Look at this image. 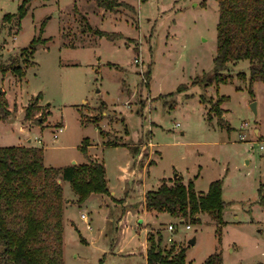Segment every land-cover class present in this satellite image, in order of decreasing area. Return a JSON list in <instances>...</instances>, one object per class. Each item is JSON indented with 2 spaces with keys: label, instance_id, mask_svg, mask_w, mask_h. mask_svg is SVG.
<instances>
[{
  "label": "rangeland",
  "instance_id": "1",
  "mask_svg": "<svg viewBox=\"0 0 264 264\" xmlns=\"http://www.w3.org/2000/svg\"><path fill=\"white\" fill-rule=\"evenodd\" d=\"M22 1L0 0V64L23 70L0 72V90L13 112L8 122L0 119V146L44 148L45 164L60 168L87 162L86 139L116 195L99 199L115 206L106 220L105 202L81 203L61 180L68 209L64 264H148L150 235L163 237L164 252L184 248L188 264H203L216 252L224 264H264V82L253 83L252 95L244 60L228 65L226 81L202 85L214 72L218 0H112L107 8L98 0H30L19 29L16 17L5 15L18 13ZM138 54L142 65L135 63ZM182 84L189 89L179 91ZM32 102L41 111L24 121ZM147 141L153 164L143 170V191L163 177L182 175L199 192L221 179L224 225L207 213L192 223L165 211H141L130 216L122 243L110 249L107 223L121 214L117 201L124 194L122 168L132 164L129 146Z\"/></svg>",
  "mask_w": 264,
  "mask_h": 264
},
{
  "label": "trees",
  "instance_id": "2",
  "mask_svg": "<svg viewBox=\"0 0 264 264\" xmlns=\"http://www.w3.org/2000/svg\"><path fill=\"white\" fill-rule=\"evenodd\" d=\"M29 2L30 0H23L18 13L6 14L5 18L16 17L20 29L22 18L30 9L26 5ZM218 2V45L214 72L205 77L202 85L207 88L213 82L226 81L223 75L230 63L248 60L250 92L254 95L253 83L264 82V0ZM98 3L107 8L111 7L112 0H98ZM87 27L92 29L89 24ZM94 32L101 37L111 36L99 30ZM36 41L34 39L31 43L32 54L38 46ZM13 61L15 59L11 63ZM7 69L23 73L18 65L0 64V72ZM246 73L244 71L242 74ZM178 89L187 91L189 88L182 84ZM40 98L41 95L37 100ZM36 103L32 102L25 109L24 121L32 119L35 111H41ZM213 108L222 121L224 111L221 104L217 102ZM12 116L8 97L0 90V119L8 122ZM101 133L104 136L107 134L102 129ZM83 142V152L88 162L60 168L45 164L44 148L15 145L0 147V264H64L66 199L61 180L70 182L81 203L92 194L109 193L105 164L97 159L93 160L88 154L89 142L86 139ZM107 145L117 143L107 141ZM129 147L133 163L121 176L125 192L124 197L117 201L121 214L107 223V235L112 237L110 249L122 243L130 216L139 214L143 209L169 212L177 218L189 219L192 223L201 219L200 214L207 213L220 226L224 225L223 217L227 206L221 179L214 180L207 192L196 191L194 184H185L181 176L172 180L163 179L156 190L145 192L142 187L143 170L146 164L151 163L150 143L147 141L145 144ZM149 241L151 245L146 254L148 264H188L184 248L178 251L172 248L164 252L161 235L158 240L150 235ZM143 252L142 249L141 254ZM102 263L103 261L100 264ZM203 264H224V258L216 252L208 256Z\"/></svg>",
  "mask_w": 264,
  "mask_h": 264
},
{
  "label": "crops",
  "instance_id": "3",
  "mask_svg": "<svg viewBox=\"0 0 264 264\" xmlns=\"http://www.w3.org/2000/svg\"><path fill=\"white\" fill-rule=\"evenodd\" d=\"M96 14V13H95ZM99 15V14H98ZM101 16V15H100ZM89 17V16H88ZM87 19V18H86ZM87 22H88V20H87ZM104 131H105V129H104ZM106 132V131H105ZM0 147H4V146H0ZM8 147V146H7ZM151 154V153H150ZM88 162V161H87ZM87 162H85V163H87ZM76 163V162H75ZM131 163H133V158H132V160H131ZM83 164V163H82ZM153 164V163H152ZM152 164H150V165H152ZM130 165H132V164H130ZM130 165H128L127 167H123L122 168V172H121V174L125 171V170H127L128 169V167L130 166ZM150 165H148V164H146V166H145V170L147 169L148 170V168L150 167ZM106 175H107V171H106ZM122 176V175H121ZM177 176H179V175H176L175 176V178L177 177ZM182 178H183V182L185 183V184H187L186 182H185V179H184V177L182 176V175H180ZM179 176V177H180ZM165 178H167V177H163V179H165ZM108 179V178H107ZM163 179L161 180V182L163 181ZM170 179H172V178H170ZM64 182H67V181H64ZM161 182L159 183V185L156 187V188H152V190H156L160 185H161ZM69 184H70V182H68ZM64 185H66V184H64ZM124 187H123V185H122V189H123ZM108 189H109V192H111L110 191V188H109V181H108ZM144 190H145V187H144ZM149 190H151V189H149ZM124 192V191H123ZM113 194V196H115L116 197V195H115V192L114 191H112L111 192V195ZM105 194H103V193H95V194H92L85 202H87V201H90V200H94L95 198L96 199H98V202H101V201H103V202H105L106 203V212H105V214H106V220H108V218L109 219H111L112 218V216L110 215V213L111 212H113L114 213V207L115 206H113V204L111 205V204H109L107 201H104V200H99V199H103V196H104ZM124 195H125V192H124V194L123 195H121V197H119L120 198V200L124 197ZM96 196V197H95ZM74 199L75 200H78V198H77V196L75 195L74 196ZM65 209H67V207L65 208ZM142 211H144V212H147V210L146 209H143ZM66 212H68V209L66 210ZM154 212H157V211H154ZM164 213H166V212H164ZM164 213H161V212H158V215L159 214H164ZM66 218V217H65ZM72 223H75L74 221H72L71 220V226L73 227V224ZM75 225V224H74ZM129 226V225H128ZM75 228V227H74ZM76 229V228H75ZM92 229V228H91Z\"/></svg>",
  "mask_w": 264,
  "mask_h": 264
},
{
  "label": "built area",
  "instance_id": "4",
  "mask_svg": "<svg viewBox=\"0 0 264 264\" xmlns=\"http://www.w3.org/2000/svg\"><path fill=\"white\" fill-rule=\"evenodd\" d=\"M136 56H137V57L135 58V63L138 64V65H142V58L139 56V54L136 55ZM179 125H180V123L177 124V127H178ZM61 129H63V128H61ZM55 137L57 138V137H58V134H55ZM261 148H263V147H261ZM82 218H83L84 220H88L86 214H82ZM87 227H88L89 229L92 228L91 225H90V223H87ZM187 228L190 229V228H191V224L187 225ZM169 230H170V231L175 230V226L172 225V224H170V226H169ZM169 240H171V239H169Z\"/></svg>",
  "mask_w": 264,
  "mask_h": 264
},
{
  "label": "water",
  "instance_id": "5",
  "mask_svg": "<svg viewBox=\"0 0 264 264\" xmlns=\"http://www.w3.org/2000/svg\"><path fill=\"white\" fill-rule=\"evenodd\" d=\"M252 109H253L254 113L257 114V103L253 102ZM191 241L193 244H195V242H196L195 239H192Z\"/></svg>",
  "mask_w": 264,
  "mask_h": 264
}]
</instances>
